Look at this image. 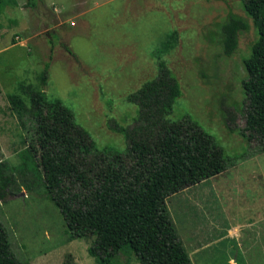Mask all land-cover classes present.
<instances>
[{
    "label": "rangeland",
    "instance_id": "obj_1",
    "mask_svg": "<svg viewBox=\"0 0 264 264\" xmlns=\"http://www.w3.org/2000/svg\"><path fill=\"white\" fill-rule=\"evenodd\" d=\"M5 2L0 21V162L16 183L10 186L12 194L0 198V220L14 255L30 264H64L68 256L77 264H97L88 253L92 239L65 233L64 217L46 193L10 97L26 98L19 92L22 82L45 92L72 111L100 149L126 153L124 136L111 126L134 125L139 107L128 96L157 77L154 54L161 50L182 89L169 119H191L228 159L224 173L168 200L177 233L193 264H264V151L259 140L241 135L247 108L244 60L258 32L241 0ZM231 15L249 28L240 33L236 52L227 56L221 26ZM47 63L48 84L43 85ZM247 218L258 224L240 229ZM230 227H238V235L218 240ZM195 247L204 250L192 251ZM118 263L126 264L124 255ZM130 264L140 263L132 257Z\"/></svg>",
    "mask_w": 264,
    "mask_h": 264
},
{
    "label": "trees",
    "instance_id": "obj_2",
    "mask_svg": "<svg viewBox=\"0 0 264 264\" xmlns=\"http://www.w3.org/2000/svg\"><path fill=\"white\" fill-rule=\"evenodd\" d=\"M258 32L244 60L243 81L247 108L241 135L257 139L264 151V0H241ZM0 0V21L5 9ZM1 27V23H0ZM248 23L231 15L221 26L223 51L238 49L239 35ZM159 73L128 101L139 107L131 127L112 125L124 136L127 152L100 149L61 101L20 84L26 98L12 95L13 111L25 129L24 143L36 161L46 193L61 211L65 233L72 239H92L88 253L97 264H193L171 216L168 200L184 190L216 177L228 169L224 150L189 118L171 121L174 105L182 96L179 81L161 58ZM49 63L42 76L48 84ZM0 162V198L10 193L16 180L5 175ZM31 189V184L25 182ZM12 194V193H10ZM0 264L22 262L12 252L9 234L0 220ZM64 264H77L68 256Z\"/></svg>",
    "mask_w": 264,
    "mask_h": 264
},
{
    "label": "crops",
    "instance_id": "obj_3",
    "mask_svg": "<svg viewBox=\"0 0 264 264\" xmlns=\"http://www.w3.org/2000/svg\"><path fill=\"white\" fill-rule=\"evenodd\" d=\"M218 176H219V175H218ZM199 185H200V184H199ZM262 220H264V217H263ZM246 221H247V223H246L245 225H242L240 229H249V228H253L254 225L258 224L257 222L250 221L248 218L246 219ZM227 230H228V231H226L225 233H223L222 235H220L221 237H219L218 240L222 241V240L224 239V241H225V240L230 241L231 239H234V238L238 235V233H239V231H238V230H239L238 227H234V228L230 227V228H228ZM215 241H216V240H215ZM215 241H214V242H215ZM206 245H207V244H205L204 246H206ZM204 246H203V247H204ZM203 247H195L192 251H195V250H196V252L203 251V250H204ZM191 259H192V258H191Z\"/></svg>",
    "mask_w": 264,
    "mask_h": 264
}]
</instances>
